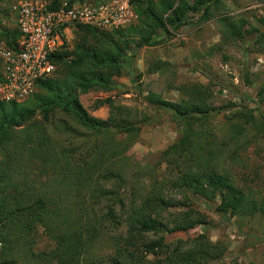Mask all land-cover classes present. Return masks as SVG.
I'll return each mask as SVG.
<instances>
[{
  "label": "trees",
  "instance_id": "16d2710c",
  "mask_svg": "<svg viewBox=\"0 0 264 264\" xmlns=\"http://www.w3.org/2000/svg\"><path fill=\"white\" fill-rule=\"evenodd\" d=\"M60 1L55 0L56 6ZM218 4L219 0H142L133 3L135 25L111 32L77 26L73 31L72 50L62 48L51 56L56 66L55 76L36 83L38 93L32 96L33 101L0 103V264H17L19 256L28 262L35 260L36 264V260L42 264H210L218 261L226 247L213 243L205 232L187 241H165V232H184L206 224L202 214L192 208L172 211L185 206L188 191L207 200L220 195L217 208L221 213L264 218V200H255L243 193L225 172L219 174L215 168L224 155L227 162L237 156L240 138L246 130L239 125L241 120L244 125L260 130L263 123L256 120L253 110L228 116L230 131L218 138L207 124L211 113L219 109L208 104L206 95L202 98L205 93L201 86L184 88L187 97L178 103L166 101L157 93H148L145 101L169 112L171 119L183 128L182 135L161 152L163 173L155 169L143 173L138 170L126 178L107 167L135 139L138 129L126 120L122 125L117 124L118 107L110 99L98 103L111 109L112 115L107 120L89 116L79 102V96L90 91L112 90L113 77L121 72V60L131 46L158 45L157 32L169 35L170 30L188 21L189 14H200V21H209L212 7ZM257 22L264 28V15ZM218 24L220 35L227 41L240 40L249 34L243 31L246 21L242 18L221 17ZM0 37L8 48L17 49V29L0 30ZM167 68V62L156 61L147 70L159 74ZM257 97L264 105V88ZM36 113L44 122L62 114L65 121L60 133L70 138L71 146L79 142L81 148L82 141L89 147L88 141L92 142L91 149L81 153L80 162L73 161L70 152L73 150L60 149L57 157L47 151L48 137L42 123L35 122ZM259 116L264 121V111ZM69 123L82 130L70 134ZM23 124L31 126L23 128L24 136L19 129ZM116 128L119 134H125V139H114ZM228 146H235L233 152ZM44 155L52 157L55 164L51 168L58 170V179L43 183L33 198V187L26 189L27 185L19 183V179L27 175L25 171L32 176L36 165L40 171L48 170ZM105 184H110V188H105ZM168 189L178 190L182 201L166 197ZM81 190H84L82 194ZM87 196L93 198L86 205ZM102 202L108 206L104 213L99 208ZM36 223L44 226L54 244L43 255L33 257L27 237ZM123 223L127 229L121 234L125 235H117L116 229ZM149 234L155 238L146 240ZM103 239L111 242L109 253L95 256L94 247Z\"/></svg>",
  "mask_w": 264,
  "mask_h": 264
},
{
  "label": "rangeland",
  "instance_id": "374dc122",
  "mask_svg": "<svg viewBox=\"0 0 264 264\" xmlns=\"http://www.w3.org/2000/svg\"><path fill=\"white\" fill-rule=\"evenodd\" d=\"M17 1L19 0H0V29H13L15 21L11 7ZM219 1L220 4L212 7L210 11L212 18L209 21H200V14H189L188 21L180 28L170 30L169 35L158 31L156 35L158 45L139 48L131 46L121 60V72L113 77L112 90L90 91L80 95L79 102L89 116L107 120L112 115L111 109L106 104L98 103L110 99L112 104L118 107L115 114L117 124L122 125L126 120L138 129L135 139L107 167L111 171H118L122 176L124 174L126 178L138 170L143 173L148 169H155L158 173H163L165 165L160 159L161 152L179 140L182 135L183 128L177 121L171 119L169 112L157 109L145 101L148 93L154 92L166 101L178 103L187 97L184 88L192 85L201 86L205 93L202 98L206 95L208 104L219 109L218 112L211 113L207 124L218 138L230 131L228 116L237 111L253 110L256 120L263 123L260 130L244 125L241 120L239 125L245 126L246 130L243 132L244 137L240 138L241 148L237 150V156L232 162H227L224 155L215 168L219 174L225 172L236 188L260 201L264 200V121L259 113L264 111V105L260 103L257 94L264 88V28L258 24L257 19L264 15V0ZM221 17L245 19L243 31L249 34L240 40L227 41L220 35L218 18ZM136 23L137 19L134 25ZM72 47L73 40L68 49L72 50ZM156 61L167 62L169 68L159 74L148 72L147 67ZM35 93H38L37 89L20 103L30 99L33 101L32 96ZM34 120L36 123H42L48 137L47 151L54 153L56 157L60 149L67 148L73 150L70 151L74 156L73 161L80 162L81 153L92 147V142L88 141L89 147H86L81 140V148L79 142H74V147L71 146L68 141L70 138L60 133L63 130L61 124L65 121L62 114H56L54 119L44 122L41 115L36 113ZM25 126L30 124H23L19 129L23 130ZM67 129L70 134L72 131L82 130L73 123H69ZM113 132L115 140L125 139V134H119V128ZM24 135L23 130L22 136ZM234 147L228 146V150L233 152ZM74 149H77L76 153ZM44 157L48 170L40 171L39 165H36L32 170V176L29 175V171H25L27 175L19 179V183L27 185L26 189L33 187V198L40 192L43 183L58 179V170L51 168L55 164L52 157L48 155ZM37 163L40 164L39 161ZM56 166L58 167V163ZM208 168L212 169L213 166L208 165ZM104 187L110 188V184H105ZM84 190H81L80 194ZM121 194L124 193L121 191ZM186 194L188 200L185 206H178L172 211L192 208L197 214H202L206 224L184 232H165L166 242L177 239L187 241L205 232L213 243L219 242L226 247L221 259L210 264H264V218L258 215L244 218L221 213L217 208L220 195L213 200H207L195 196L191 191ZM166 197L179 201L183 199L178 190L172 189H168ZM92 198L89 196L85 198L86 205L92 202ZM107 207L106 202L99 206L102 213ZM117 228V235L127 229L124 223ZM154 238L152 234L146 236V240ZM27 240L31 242L30 252L33 253V257L43 255L42 253L51 250L54 244L50 233L39 223L34 225ZM110 244L109 240H101L95 245L93 254L97 256L109 253ZM1 255L0 252V259ZM18 258L21 259H17V264H36L35 260L28 262L21 256ZM36 262L42 264L37 260Z\"/></svg>",
  "mask_w": 264,
  "mask_h": 264
},
{
  "label": "built area",
  "instance_id": "2783aa9c",
  "mask_svg": "<svg viewBox=\"0 0 264 264\" xmlns=\"http://www.w3.org/2000/svg\"><path fill=\"white\" fill-rule=\"evenodd\" d=\"M142 0H19L11 13L19 33L17 49L0 42V103H20L39 80L52 77L51 56L68 48L77 26L111 32L133 25V3Z\"/></svg>",
  "mask_w": 264,
  "mask_h": 264
},
{
  "label": "crops",
  "instance_id": "0c3cea01",
  "mask_svg": "<svg viewBox=\"0 0 264 264\" xmlns=\"http://www.w3.org/2000/svg\"><path fill=\"white\" fill-rule=\"evenodd\" d=\"M4 28H1L0 30H3ZM9 31H16V25L13 24V29H10ZM0 40H2V38L0 37ZM3 41V40H2ZM0 41V42H2Z\"/></svg>",
  "mask_w": 264,
  "mask_h": 264
}]
</instances>
